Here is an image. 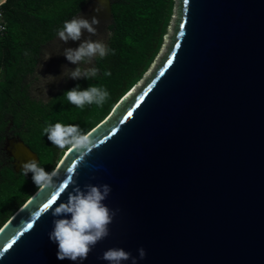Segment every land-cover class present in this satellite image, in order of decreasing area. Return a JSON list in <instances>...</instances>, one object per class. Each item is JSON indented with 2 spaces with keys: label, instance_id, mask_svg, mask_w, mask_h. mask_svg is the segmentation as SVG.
Listing matches in <instances>:
<instances>
[{
  "label": "water",
  "instance_id": "water-1",
  "mask_svg": "<svg viewBox=\"0 0 264 264\" xmlns=\"http://www.w3.org/2000/svg\"><path fill=\"white\" fill-rule=\"evenodd\" d=\"M89 132L98 147L83 160L66 149L53 186L1 227L0 264H108L110 248L137 264H264V0H173L157 56ZM70 175L81 189L109 185L103 203L119 209L82 262L58 260L48 238L75 185L35 217Z\"/></svg>",
  "mask_w": 264,
  "mask_h": 264
},
{
  "label": "trees",
  "instance_id": "trees-1",
  "mask_svg": "<svg viewBox=\"0 0 264 264\" xmlns=\"http://www.w3.org/2000/svg\"><path fill=\"white\" fill-rule=\"evenodd\" d=\"M90 0H5L0 12L5 32L0 39V145L8 136L37 157L46 172L55 169L66 149L55 147L43 129L61 123L89 132L102 122L118 101L139 81L157 56L170 22L173 0H109L106 46L112 51L95 57V78L73 80L46 102L30 96L44 47L66 21L76 18ZM110 71V76L104 72ZM103 87L109 96L102 106L77 108L65 93L76 85ZM0 161V229L38 190L31 173L24 176L11 163Z\"/></svg>",
  "mask_w": 264,
  "mask_h": 264
},
{
  "label": "clouds",
  "instance_id": "clouds-1",
  "mask_svg": "<svg viewBox=\"0 0 264 264\" xmlns=\"http://www.w3.org/2000/svg\"><path fill=\"white\" fill-rule=\"evenodd\" d=\"M2 2V0H0ZM98 10V9H97ZM100 21L94 16L91 20L79 16L70 21H66L62 30L58 32L59 40L64 44L69 41H81V37L86 32L89 38H84L76 48L67 47L62 53L69 64L75 65L74 69L63 66L59 77L51 75L41 78L45 85L55 83L58 80L71 79L79 80L95 78L99 69L95 67L82 68V63L90 64L95 57L104 58L110 50L100 40H93L90 37L97 36V25ZM47 55V59L50 58ZM40 67V65H39ZM105 76H110V71L104 72ZM67 101L76 106L83 108L85 105L96 104L102 106L109 96V93L103 88L95 85H89L86 89L81 90L77 84L74 88L65 93ZM44 135H47L48 141L61 150L68 149L80 154V159L90 154L98 145L93 144L91 133L82 130L79 125H64L56 123L43 129ZM21 172L24 176L31 173L32 182L37 189H45L53 186V178L57 173L55 170L46 172L43 167L39 166L38 161L29 159L21 165ZM70 174L73 170H70ZM75 185L71 192H68L66 202L59 203L58 206L51 210L53 228L48 233L51 242L58 246L57 259L69 260L72 262L84 261L88 258L97 243L109 236V225L113 222L114 217L119 209L112 210L103 202L111 192L107 184L91 185L85 184L83 189L76 185L72 175L69 180L64 181L61 191H65V185ZM70 218H60L69 217ZM138 259L143 260L146 257L145 250L141 247L137 249ZM3 253L0 252V256ZM99 259L108 262V264H122L124 261H130V264H137V257H133L130 252L122 248H110L103 252Z\"/></svg>",
  "mask_w": 264,
  "mask_h": 264
},
{
  "label": "rangeland",
  "instance_id": "rangeland-1",
  "mask_svg": "<svg viewBox=\"0 0 264 264\" xmlns=\"http://www.w3.org/2000/svg\"><path fill=\"white\" fill-rule=\"evenodd\" d=\"M108 3L109 0H90V3L76 17L78 18L79 16H83L84 18L91 20V18L95 16L100 21L99 25L96 26L98 35L92 36L90 38L93 40L95 39L100 40L104 44H106V40L108 37V32L106 30V26L109 23ZM168 27L166 29V33ZM165 36L166 34L162 38V42ZM84 38H89V34L85 32L81 37V41ZM81 41H76V42L69 41L67 44H64L59 40V36H57L52 42H50L44 47L42 52V58L34 74L36 80L32 81L30 84V96L33 99L46 102L59 89H61L62 87L66 86L71 81H73L71 79H64V80H58L55 83H49L45 85L46 82L43 81L41 78H46L49 75L53 77H59L63 70V66H67L70 69H74L76 66L69 64L68 61L64 58V56L59 53H62L64 49L67 47H71V48L78 47ZM49 54H51L50 58L45 60L47 58V55ZM91 65L92 62L90 64L82 63L80 67L88 68L91 67ZM17 141H18L17 139L10 138L7 136L0 145V161L2 163H6L8 162V159L11 158L12 160L11 163L14 167V170L16 171L18 170L17 161L16 159H13V155L15 150L14 146L17 145Z\"/></svg>",
  "mask_w": 264,
  "mask_h": 264
},
{
  "label": "snow or ice",
  "instance_id": "snow-or-ice-1",
  "mask_svg": "<svg viewBox=\"0 0 264 264\" xmlns=\"http://www.w3.org/2000/svg\"><path fill=\"white\" fill-rule=\"evenodd\" d=\"M187 2V0H185V3ZM181 27H183V25H181ZM168 63H171V61L169 60ZM140 99L142 100L143 99V96L140 97ZM131 112L128 113L129 116H131ZM75 167V165L71 166V167H68L67 168V172H70V170H73V168ZM64 184V182H63ZM68 185H65V188L67 187ZM61 188H59V191H55L51 196L50 198L45 202L43 203V207H40L39 210L35 213V217L38 218L40 217L41 213H44L46 211H48L49 209L52 208L53 204L56 203L57 199L60 197L61 193H63V191L60 190ZM33 227V223H28L27 224V227L24 228V231H28L29 229H31ZM15 242V241H13ZM12 245L9 244V247H11ZM6 250V249H5Z\"/></svg>",
  "mask_w": 264,
  "mask_h": 264
},
{
  "label": "bare ground",
  "instance_id": "bare-ground-1",
  "mask_svg": "<svg viewBox=\"0 0 264 264\" xmlns=\"http://www.w3.org/2000/svg\"><path fill=\"white\" fill-rule=\"evenodd\" d=\"M15 150H14V155L15 158H19V162L22 165L23 163H26L29 160V157L26 155V153L24 152V150H22V148L17 144L16 146H14Z\"/></svg>",
  "mask_w": 264,
  "mask_h": 264
},
{
  "label": "built area",
  "instance_id": "built-area-1",
  "mask_svg": "<svg viewBox=\"0 0 264 264\" xmlns=\"http://www.w3.org/2000/svg\"><path fill=\"white\" fill-rule=\"evenodd\" d=\"M4 32H5V23L3 21L2 14L0 12V39L2 38Z\"/></svg>",
  "mask_w": 264,
  "mask_h": 264
}]
</instances>
